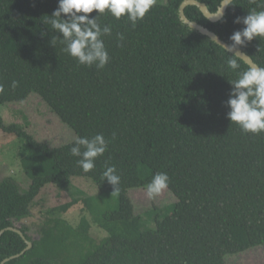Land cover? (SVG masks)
I'll return each instance as SVG.
<instances>
[{"label": "trees", "instance_id": "1", "mask_svg": "<svg viewBox=\"0 0 264 264\" xmlns=\"http://www.w3.org/2000/svg\"><path fill=\"white\" fill-rule=\"evenodd\" d=\"M184 1L155 3L135 27L126 18L100 15L98 23L112 33L102 37L109 63L98 69L79 65L60 39L52 45L59 34L48 21L59 0H0V104L37 94L78 138L102 134L108 142L95 168L84 173L80 157L71 155L76 141L52 148L0 115V128L24 145L22 166L32 181L26 192L12 178L0 182V264L21 254L27 242L32 249L5 264H64L65 238L92 239L87 219L78 233L56 237L50 228L39 242L16 221L31 216L50 184L69 192L73 178L83 177L102 193L114 192L102 179L106 166H115L120 176V207L106 221L122 234L112 228V236L74 264H228L227 256L264 246V133L245 134L227 117L230 81L250 66L184 24ZM198 1L216 13L224 0ZM253 9L264 11V0H235L219 22L195 6L185 13L232 45V34L245 27L234 21ZM239 49L264 68V38ZM231 58L239 69L228 68ZM160 172L169 176L178 202L162 214L171 213L158 212L150 227L135 214L129 191L146 189ZM79 202L52 211L67 213Z\"/></svg>", "mask_w": 264, "mask_h": 264}, {"label": "rangeland", "instance_id": "2", "mask_svg": "<svg viewBox=\"0 0 264 264\" xmlns=\"http://www.w3.org/2000/svg\"><path fill=\"white\" fill-rule=\"evenodd\" d=\"M167 2L168 0H155V3L159 4ZM0 115L8 125L23 126L39 142L46 143L52 148H59L78 139L76 132L63 123L37 94H32L23 102L0 104ZM23 146L16 135H9L0 128V182L6 178H12L19 184L22 192H26L32 181L25 174L22 166ZM112 193H102L93 180L83 177L73 178L69 192L62 191L53 184L47 185L31 206V216L20 222L16 221V226L26 227L28 234L39 242L50 228L55 230L56 237L63 234L67 236L72 231L78 233L83 219H87L91 226L89 235L92 239L86 241L71 234L69 238H65L67 250L64 253L61 251L59 262L74 264L82 258L84 253L94 250L105 239L112 236V228L115 229V234H122L116 223L106 221L108 215L120 207L119 192L113 195ZM129 196L133 202L135 214L142 217L150 227L156 226L157 214H162L165 209L178 202L177 196L169 188L151 199L143 188L130 190ZM75 199L80 202L67 213L52 211ZM155 208H159L158 211H154ZM153 212L156 213L152 215ZM166 213L168 211L162 216ZM57 219L61 222L55 221ZM48 245H50L49 241ZM227 262L228 264H264V246L242 254L229 255Z\"/></svg>", "mask_w": 264, "mask_h": 264}, {"label": "clouds", "instance_id": "3", "mask_svg": "<svg viewBox=\"0 0 264 264\" xmlns=\"http://www.w3.org/2000/svg\"><path fill=\"white\" fill-rule=\"evenodd\" d=\"M231 0H225L224 5L217 13L222 15L223 8ZM155 0H59L58 8L49 17L48 23L52 30L59 35L52 38V45L56 39L65 45L64 51L75 59L79 65L104 69L109 63L110 56L105 47L103 36H110L112 29L108 25L103 27L98 23L100 15L110 14L115 19L126 18L135 27L151 11ZM97 13L92 16V13ZM243 23L242 30L236 31L230 37L231 46L226 48L237 50L246 42L264 38V11L251 10L247 16L237 17L234 21ZM118 39L123 41L122 34ZM227 66L235 71L240 64L237 59L231 58ZM233 90L227 101L230 111L227 113L231 124H236L245 134L259 135L264 133V68L250 67L239 73L238 79L230 81ZM17 82L13 81L15 88ZM2 90V86H0ZM108 142L102 134H97L91 139L78 138L75 146L71 148V155L80 157L77 164L84 173L95 168V161L107 151ZM83 148V151L81 150ZM115 166H106L102 179L113 186L115 194L119 191L120 176ZM167 173H156L146 185L149 198H155L169 186Z\"/></svg>", "mask_w": 264, "mask_h": 264}, {"label": "water", "instance_id": "4", "mask_svg": "<svg viewBox=\"0 0 264 264\" xmlns=\"http://www.w3.org/2000/svg\"><path fill=\"white\" fill-rule=\"evenodd\" d=\"M234 1L235 0H231V2L223 8L222 15L217 17V13L220 11L221 7L224 5L225 0L222 2V5L220 6L218 12H216V13H212L205 3H202V2H200L198 0H185L181 4L180 9H179L180 18L183 21V23L186 24L187 26H189L191 29H193L195 31H198L199 33H201L202 35H204L206 37H209L213 42H215L216 44H218L221 47H223L226 51H228L229 53H231V54L237 56L238 58L242 59L250 67H259L254 62V60L250 56H248L246 53H244L241 49L238 48L237 50H233V49L226 48L225 46H231V45L228 44L227 42L223 41L218 35H216L212 31H210L208 28H206V27H204V26H202V25H200V24H198L196 22H193V21L189 20V18L186 16V13H185L187 7L195 6V7H198L201 10V12L204 14V16L207 19H209L212 22H219L225 17L229 6ZM11 230L19 233L22 237H24L23 233L19 229H11ZM3 233H4V231L0 233V237L2 236ZM27 243H28V247L21 254L13 256V257L7 259L6 261H4L3 264H5V263H7V262H9L11 260H14L16 258H20L27 251L32 249L33 243L32 242H27Z\"/></svg>", "mask_w": 264, "mask_h": 264}]
</instances>
